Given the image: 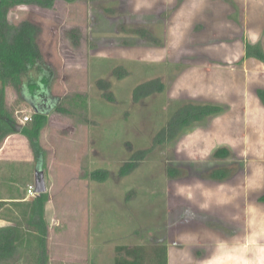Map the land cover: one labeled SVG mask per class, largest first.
<instances>
[{
  "label": "rangeland",
  "instance_id": "obj_1",
  "mask_svg": "<svg viewBox=\"0 0 264 264\" xmlns=\"http://www.w3.org/2000/svg\"><path fill=\"white\" fill-rule=\"evenodd\" d=\"M133 3L56 0L51 9L14 7L8 19L13 24L30 20L40 26L38 45L51 69L49 102L38 100L49 109L43 145L63 150L56 154L68 167H44L57 173L49 182H55L59 219L50 236L48 231L47 240L58 236L75 242L104 240L113 247L148 248L170 243L171 258L177 261L183 252L179 230L196 222L191 220L193 216L202 215L193 210L194 202L183 200L194 191L189 188L184 193L181 184L185 180L213 181L206 173L214 165L225 164L236 174L241 161L234 156L224 161H215L210 155L191 158L182 152L179 139L196 125L166 143L153 146V139L180 105L209 103L178 90L179 75L199 64L238 65L242 62L239 53L248 41L240 37L167 39L163 19L169 9L148 13L133 8ZM204 28L205 24L195 25L196 31ZM256 44L264 51L263 41ZM203 46L216 51L211 57L218 60L201 54ZM224 51L231 53L226 59L221 57ZM154 79L162 83V90L134 100L135 87ZM29 99L10 86L6 88V105L21 124L29 122L23 118L34 112ZM139 150H147L144 159L131 161ZM129 161L136 167L123 174L122 167ZM171 167H188L190 172L183 175L180 171L177 178H171L167 174ZM206 225L223 228L213 221ZM192 249L195 255L203 252L196 248L187 252ZM104 263L113 262L106 258Z\"/></svg>",
  "mask_w": 264,
  "mask_h": 264
},
{
  "label": "crops",
  "instance_id": "obj_2",
  "mask_svg": "<svg viewBox=\"0 0 264 264\" xmlns=\"http://www.w3.org/2000/svg\"><path fill=\"white\" fill-rule=\"evenodd\" d=\"M133 2H136L132 4L133 8L148 13L159 14L163 9H169V15L163 19L167 23V39L240 37L250 44L264 43V0ZM196 24H205V28L196 31ZM200 51L210 57L217 54L206 46ZM223 53L221 57L225 59L231 54L229 51ZM239 54L242 62L238 65H194L186 68L176 80L177 89L189 98L221 104L225 108L221 114L209 117L207 125L193 127L183 134L179 139L180 150L190 154L191 158H198L226 146L241 161V167L225 181H183L184 193L189 188L194 191L193 196L183 200L194 202L196 213L216 220V224L224 229L209 227L193 216L191 220L196 222L183 225L179 230L183 252L177 261L172 260V246L167 243V264H264V104L257 96V89L264 90V62L245 57L244 49ZM47 127L46 124L40 133V143L45 150L44 167L52 169L57 165L65 169L67 161L57 155L63 150L48 149L43 145ZM44 167L37 165L24 135L10 134L0 144V228L14 227L24 236L15 243L16 249L11 255L0 259V264H37V243L32 234L27 235L25 226L30 214L26 205L34 198L27 195V187L34 184L37 170L43 172L46 185L44 193L48 199L44 218L49 236L58 227V211L54 203L57 191L55 182H49L57 173L46 171ZM118 246L133 245L117 244L113 247L104 240L75 242L57 236L55 240L46 241L48 264H105L106 258L115 264L116 257L122 256V252L116 251ZM110 247L113 252L109 253L107 249ZM191 248L203 252L195 255L192 249L189 254L187 250L191 251ZM152 260V257L145 256L143 264L153 263Z\"/></svg>",
  "mask_w": 264,
  "mask_h": 264
},
{
  "label": "trees",
  "instance_id": "obj_3",
  "mask_svg": "<svg viewBox=\"0 0 264 264\" xmlns=\"http://www.w3.org/2000/svg\"><path fill=\"white\" fill-rule=\"evenodd\" d=\"M56 0H0V144L10 134L24 135L30 145L39 168L44 167L45 150L40 143L41 130L47 123L49 102L50 67L45 63L38 45V36L41 28L35 22L23 20L13 24L8 19L9 12L17 6H37L51 9ZM245 57H254L264 62V51L259 44H246ZM35 74L36 77H33ZM25 79V80H24ZM10 86L25 96H30L29 102L35 108L29 122L19 123L12 111L6 105V88ZM162 83L158 79L149 80L137 85L133 91L134 100L147 97L162 90ZM257 96L264 104V90L257 89ZM42 97V98H41ZM45 97V98H44ZM57 101V97H52ZM46 100L41 105L40 100ZM39 100V101H38ZM224 106L213 103L187 102L180 105L168 118L166 124L158 130L153 139V146L174 140L179 133L196 125L201 126L211 116L224 112ZM195 126V127H196ZM147 150L136 151L133 159L142 160ZM231 150L226 146L214 149L210 157L215 161H224L232 158ZM127 162L122 167V173L134 169L136 164ZM239 170V169H238ZM189 174L188 167H171L167 174L177 178L178 172ZM176 173V174H175ZM234 173L225 165H214L206 173V177L215 181H225ZM181 176V174L179 175ZM48 199L46 193H40L27 203L29 217L25 222L27 235L32 234L37 243V264H48L46 241L48 225L44 218V206ZM213 219L198 215L197 221L205 222ZM216 222V220H213ZM23 234L16 228L7 226L0 228V259L7 257L16 249V242L23 239ZM117 252H122L121 257H116L115 264H143L145 256L152 257L153 263L167 264L166 245H157L148 248L145 245L118 246Z\"/></svg>",
  "mask_w": 264,
  "mask_h": 264
},
{
  "label": "water",
  "instance_id": "obj_4",
  "mask_svg": "<svg viewBox=\"0 0 264 264\" xmlns=\"http://www.w3.org/2000/svg\"><path fill=\"white\" fill-rule=\"evenodd\" d=\"M33 111H35V108L31 106ZM49 113V109L47 110ZM34 186H35V192L36 194L44 193L46 190L45 180L43 176V172L41 170H37L35 172V180H34Z\"/></svg>",
  "mask_w": 264,
  "mask_h": 264
},
{
  "label": "built area",
  "instance_id": "obj_5",
  "mask_svg": "<svg viewBox=\"0 0 264 264\" xmlns=\"http://www.w3.org/2000/svg\"><path fill=\"white\" fill-rule=\"evenodd\" d=\"M28 120H30V118L27 117V116H25V117L23 118V122H24V121H28ZM27 195H28V196H31V197L37 195L36 192H35V186H34V184H30V185L27 187Z\"/></svg>",
  "mask_w": 264,
  "mask_h": 264
}]
</instances>
